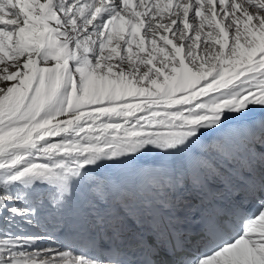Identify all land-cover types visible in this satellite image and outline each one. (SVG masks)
<instances>
[{
  "label": "snow or ice",
  "instance_id": "obj_1",
  "mask_svg": "<svg viewBox=\"0 0 264 264\" xmlns=\"http://www.w3.org/2000/svg\"><path fill=\"white\" fill-rule=\"evenodd\" d=\"M0 264H264V0H0Z\"/></svg>",
  "mask_w": 264,
  "mask_h": 264
}]
</instances>
